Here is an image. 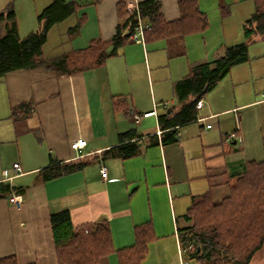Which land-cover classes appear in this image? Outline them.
<instances>
[{
  "label": "crops",
  "instance_id": "1",
  "mask_svg": "<svg viewBox=\"0 0 264 264\" xmlns=\"http://www.w3.org/2000/svg\"><path fill=\"white\" fill-rule=\"evenodd\" d=\"M41 1L27 8L18 0H0V13L14 4L23 38L37 29L38 16L55 0ZM141 1L62 0L73 12L52 27L74 19L65 30L69 48L60 55L94 39H112L118 4ZM160 1L167 21L180 18L179 0ZM198 4L209 23L203 32L144 42L129 39L103 64L75 73L34 67L0 76V181L19 190L0 199V257L15 255L18 264H58L51 214L68 210L74 226L108 221L116 250L133 245L134 227L149 222L156 238L141 264H179L178 228L185 225L183 215L192 202L224 187L246 162L264 161L262 34L249 42V59L199 98L204 104L195 108L196 118L168 129L177 139L162 142L169 132L160 116L171 118L198 97L184 83L191 67L212 62L223 47L244 42V23L256 9L255 0ZM78 23L79 29L70 31ZM24 102L32 104L31 112L12 117V109ZM129 130L139 134L133 140L140 143L139 152L102 159ZM80 137L87 140L82 158L93 162L47 178L43 170L53 161L78 159L71 144ZM14 163L21 172L12 168ZM4 169L12 178L6 179ZM98 264H119V254L111 252Z\"/></svg>",
  "mask_w": 264,
  "mask_h": 264
},
{
  "label": "trees",
  "instance_id": "2",
  "mask_svg": "<svg viewBox=\"0 0 264 264\" xmlns=\"http://www.w3.org/2000/svg\"><path fill=\"white\" fill-rule=\"evenodd\" d=\"M256 9L244 23L246 40L233 46L223 47L212 62H203L191 67L184 79L187 90L198 97L184 105L171 118L160 116V123L169 132L162 142L175 141L169 128L185 124L196 118L195 108L199 98L212 89L231 68L249 59V42L257 34L264 36V0H255ZM180 18L167 21L161 11L160 0H145L138 3L140 16L150 27L145 30V40L163 39L176 34L188 35L203 32L208 27V18L200 9L198 0H179ZM73 9L55 0L38 16V29L25 37L17 31V17L13 3L0 13V76L20 68L43 67L60 73H75L103 64L107 58L118 53L127 43L138 24V11H129L128 6L118 4L119 22L112 39H94L82 49H73L57 58H46L43 47L51 27ZM225 13V11H224ZM79 23L70 31L78 30ZM201 100V99H200ZM29 102L15 106L12 117H23L31 112ZM139 137L135 130L120 134V144L105 150L101 158H128L139 152ZM93 159L79 157L65 163L52 162L44 169L47 178L81 170ZM224 185L229 193L220 201L211 197V192L196 198L183 215L185 225L178 228L179 245L184 250L186 262L199 264H250L255 254L264 248V161H248L243 169L230 175ZM9 182L0 181V199L18 192ZM21 191V190H20ZM51 225L58 264H98L103 256L117 251L119 264H141L148 245L156 238L149 222L134 227L133 245L116 250L113 245L108 221L74 226L68 210L51 214ZM0 264H18L15 255L0 257Z\"/></svg>",
  "mask_w": 264,
  "mask_h": 264
},
{
  "label": "rangeland",
  "instance_id": "3",
  "mask_svg": "<svg viewBox=\"0 0 264 264\" xmlns=\"http://www.w3.org/2000/svg\"><path fill=\"white\" fill-rule=\"evenodd\" d=\"M18 1L21 3V7L26 6L27 8L33 7L34 3H35V5H37L36 3H38L40 5L42 2L41 0H18ZM73 19H74V17L70 18L69 20H67L63 23H61L58 26L56 25L54 27H51V29L52 28L53 29L49 35L48 42L46 43L45 48L43 47V51H45V53L48 57L53 56L55 58V56L60 55L62 52L67 50V48H69L70 41L65 36V32H66L65 30L68 27V25H70L69 23H71L73 21ZM23 29H25V28H22V30ZM37 29H38V27H37ZM37 29L35 31H37ZM23 34H27V33H23ZM228 193H229V189L226 186H224V187L212 190L211 197L215 201H220ZM179 264H181V260H180ZM185 264H199V263L193 260V261L186 262ZM250 264H264V248H262L261 250H259L255 254V256H254V258Z\"/></svg>",
  "mask_w": 264,
  "mask_h": 264
},
{
  "label": "built area",
  "instance_id": "4",
  "mask_svg": "<svg viewBox=\"0 0 264 264\" xmlns=\"http://www.w3.org/2000/svg\"><path fill=\"white\" fill-rule=\"evenodd\" d=\"M128 10L129 11H134V10L138 11V18H139L138 24L135 27V31L131 35L130 39H132L134 41H138V42H144L145 41V30L150 27V24L145 23L143 21V19L141 18L139 8H138V4H136L134 6H128ZM203 104H204L203 100H199L197 103V107L200 108L203 106ZM133 117L136 121H139L140 115L135 113V114H133ZM208 127H210V125H208ZM231 136L233 138L236 136V134L233 133ZM86 146H87V140L85 138H81V137L78 138L77 140L73 141L71 144L72 149L76 152L77 158L84 156V154L82 153V150ZM12 168L14 170H16L17 173L21 172V170H22L19 163H14L12 165ZM8 173H9V169L3 170V174L6 176V179L12 178V176H9ZM101 174H102V177L107 178L108 170L106 167L101 168ZM178 254H179V257L181 260V264H185L186 260L184 259V250L180 247V245L178 247Z\"/></svg>",
  "mask_w": 264,
  "mask_h": 264
}]
</instances>
